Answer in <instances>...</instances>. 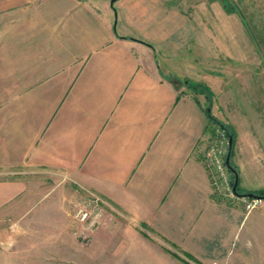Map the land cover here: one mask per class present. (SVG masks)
Returning a JSON list of instances; mask_svg holds the SVG:
<instances>
[{
    "label": "crops",
    "instance_id": "1",
    "mask_svg": "<svg viewBox=\"0 0 264 264\" xmlns=\"http://www.w3.org/2000/svg\"><path fill=\"white\" fill-rule=\"evenodd\" d=\"M175 9L0 0V264H264V200L248 212L216 192L205 154L217 120L179 82L230 98L220 76L186 59L165 71ZM79 185L115 207L89 242L69 224Z\"/></svg>",
    "mask_w": 264,
    "mask_h": 264
},
{
    "label": "rangeland",
    "instance_id": "2",
    "mask_svg": "<svg viewBox=\"0 0 264 264\" xmlns=\"http://www.w3.org/2000/svg\"><path fill=\"white\" fill-rule=\"evenodd\" d=\"M162 1L172 7L173 4L176 6L178 19L176 48L173 50L176 57L174 64L167 66L165 71L173 69L179 73L184 72L185 61L188 60L193 63H207L208 72L220 76L225 95L230 98H216L212 91L213 95L207 99L209 107L215 103L213 113L211 111L213 117L217 119L218 115L222 118V121L217 119L211 125L210 144L223 141L229 149L230 137L235 139L236 134L239 135L240 132L239 142L243 149L238 160L245 171L238 190L242 192L245 180L249 188L259 189L251 193L264 191V0ZM161 12L163 15L164 11ZM184 19L188 22L186 26L181 25ZM179 80L182 84L186 83L183 78L179 77ZM188 80L207 85L204 82ZM234 143L235 140L233 145ZM237 152L233 151L232 155ZM232 155L231 164L237 169ZM254 166L260 169L255 176L251 172ZM230 173L234 184L235 174L231 169ZM78 187L80 196L84 199L86 187ZM227 197L223 198L227 200ZM228 200L233 204L240 202L246 211H251L244 196ZM78 202L71 204L69 224L74 227L76 236L82 240L85 238L84 242H89L87 231L101 225L104 210H113L115 207L110 203L112 207L99 208V212L91 221L79 224L74 216Z\"/></svg>",
    "mask_w": 264,
    "mask_h": 264
},
{
    "label": "built area",
    "instance_id": "3",
    "mask_svg": "<svg viewBox=\"0 0 264 264\" xmlns=\"http://www.w3.org/2000/svg\"><path fill=\"white\" fill-rule=\"evenodd\" d=\"M228 152L229 149H227L223 141L217 144H210L205 154V161L207 168L210 169L212 184L216 192L222 197L228 196V199H239L242 196L237 195L233 190L234 184L232 183L230 168L226 163ZM85 190H87L85 191V198L76 204L77 207L74 210V216L79 224H85L91 221L94 215L99 212V208L105 209L106 207H112L110 202L102 195L87 188ZM244 197L248 200L247 207L249 210L256 208L262 201L256 198Z\"/></svg>",
    "mask_w": 264,
    "mask_h": 264
},
{
    "label": "water",
    "instance_id": "4",
    "mask_svg": "<svg viewBox=\"0 0 264 264\" xmlns=\"http://www.w3.org/2000/svg\"><path fill=\"white\" fill-rule=\"evenodd\" d=\"M115 1L116 0H112V4H114ZM232 149H233V136H231L230 140H229V152H228V155H227V158H226V163L229 166V168L231 169V171L235 174V182H234V186H233L234 192L237 195H239V196H247V197L263 200L264 199V195H260V194H257V193H240L239 192V190H238V184H239L238 172L231 164Z\"/></svg>",
    "mask_w": 264,
    "mask_h": 264
},
{
    "label": "trees",
    "instance_id": "5",
    "mask_svg": "<svg viewBox=\"0 0 264 264\" xmlns=\"http://www.w3.org/2000/svg\"><path fill=\"white\" fill-rule=\"evenodd\" d=\"M186 85L188 86V88L192 91V93L194 95H205V97L208 99L210 97V95H213V92L212 90L205 84L203 83H194V82H191L189 80L186 81ZM211 100V99H210ZM205 110L208 112V115L210 116L211 119L213 120H217L215 119V117H213V115L211 114V109L210 107L208 106L207 108H205ZM223 127L226 128V126L224 125ZM233 142H234V139H233ZM233 153V151H232ZM232 155V154H231ZM238 187H239V184H238ZM257 194H260V195H264V191L262 192H257Z\"/></svg>",
    "mask_w": 264,
    "mask_h": 264
}]
</instances>
